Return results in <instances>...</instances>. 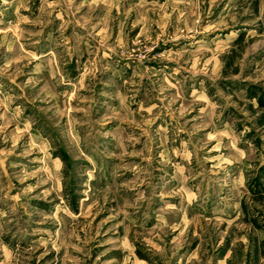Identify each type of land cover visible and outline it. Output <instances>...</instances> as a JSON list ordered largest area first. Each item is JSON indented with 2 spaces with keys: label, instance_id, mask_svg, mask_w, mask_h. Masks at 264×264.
<instances>
[{
  "label": "rangeland",
  "instance_id": "rangeland-1",
  "mask_svg": "<svg viewBox=\"0 0 264 264\" xmlns=\"http://www.w3.org/2000/svg\"><path fill=\"white\" fill-rule=\"evenodd\" d=\"M0 264H264V0H0Z\"/></svg>",
  "mask_w": 264,
  "mask_h": 264
}]
</instances>
